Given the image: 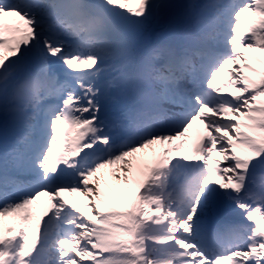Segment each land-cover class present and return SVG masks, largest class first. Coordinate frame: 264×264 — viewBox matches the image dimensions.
I'll return each mask as SVG.
<instances>
[{"label": "snow or ice", "instance_id": "obj_1", "mask_svg": "<svg viewBox=\"0 0 264 264\" xmlns=\"http://www.w3.org/2000/svg\"><path fill=\"white\" fill-rule=\"evenodd\" d=\"M0 264H264V0H0Z\"/></svg>", "mask_w": 264, "mask_h": 264}, {"label": "rangeland", "instance_id": "obj_2", "mask_svg": "<svg viewBox=\"0 0 264 264\" xmlns=\"http://www.w3.org/2000/svg\"><path fill=\"white\" fill-rule=\"evenodd\" d=\"M175 1H178V0H174ZM131 6H136L135 3H133ZM245 51H251V50H245ZM220 76H224L225 79H228L230 78L229 77V74H228V71L227 69H225L221 74ZM197 130H199L200 132L203 131V125H201L199 122H197L195 125H194V128L192 130H190L189 132V136L186 138L187 139V143L185 144V149L187 148H190L191 146L194 145L195 141H196V134H197ZM177 143H180V141H175L173 142V144H177ZM149 154H152L153 153V148H149L148 150H146ZM155 154L156 155H160L161 154V148L160 146H155ZM183 151V150H182ZM260 175L258 174L257 176V182L259 183L260 182ZM67 195V194H66ZM46 198H41V201L40 202H37L35 205L32 206L33 210L35 213L39 214L43 211V208H44V203L43 201H45ZM20 214H14L13 216H10V217H5L4 218V223L6 226L8 225H12V226H17L18 224V221H17V217L19 216ZM31 234V233H30Z\"/></svg>", "mask_w": 264, "mask_h": 264}, {"label": "water", "instance_id": "obj_3", "mask_svg": "<svg viewBox=\"0 0 264 264\" xmlns=\"http://www.w3.org/2000/svg\"><path fill=\"white\" fill-rule=\"evenodd\" d=\"M230 218L231 219H235V220H239L240 219L239 216H238V214L235 213V212H233V213L230 214Z\"/></svg>", "mask_w": 264, "mask_h": 264}, {"label": "bare ground", "instance_id": "obj_4", "mask_svg": "<svg viewBox=\"0 0 264 264\" xmlns=\"http://www.w3.org/2000/svg\"><path fill=\"white\" fill-rule=\"evenodd\" d=\"M175 2L179 3V2H183V0H178V1H175ZM201 132H202V131H201Z\"/></svg>", "mask_w": 264, "mask_h": 264}]
</instances>
